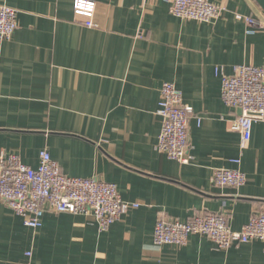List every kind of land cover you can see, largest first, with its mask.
<instances>
[{
	"label": "crops",
	"instance_id": "0c3cea01",
	"mask_svg": "<svg viewBox=\"0 0 264 264\" xmlns=\"http://www.w3.org/2000/svg\"><path fill=\"white\" fill-rule=\"evenodd\" d=\"M74 1L0 0L18 10L17 30L0 42V153L37 168L47 149L65 175L114 183L140 206L107 230L91 214L51 210L33 229L0 198V264H264L260 240L221 249L199 234L182 246L153 239L159 218L222 213L240 230L264 212V121L241 148L231 129L240 110L222 100L216 73L264 66V10L210 0L226 12L201 22L174 16L166 0H92L90 27ZM236 12L255 16L258 32L247 34ZM164 82L195 110L187 164L156 148ZM218 168L241 169L245 184L216 185Z\"/></svg>",
	"mask_w": 264,
	"mask_h": 264
},
{
	"label": "built area",
	"instance_id": "2783aa9c",
	"mask_svg": "<svg viewBox=\"0 0 264 264\" xmlns=\"http://www.w3.org/2000/svg\"><path fill=\"white\" fill-rule=\"evenodd\" d=\"M166 1L170 12L183 19L216 22L226 12L223 5L210 0ZM73 8L76 14L88 18L87 26L96 25L93 21L96 2L75 0ZM17 16L18 10L0 4V42L12 38L18 28ZM235 19L245 24L247 34L258 32L260 22L255 16L236 12ZM216 73L222 81V100L240 110V115L232 121L231 129L241 134V148H245L252 137L254 123L264 121V66L237 65L232 75L217 67ZM157 112L162 118L157 150L171 160L189 163V120L195 115V110L182 104V92L175 83H163ZM201 120L198 119L199 124ZM233 161L240 163L241 159ZM213 180L218 186L240 188L246 182V175L239 168H218ZM0 198L23 218L26 226L33 229L41 227L45 212L51 210L58 214H91L100 230H107L125 213L140 206L139 202L124 200L114 183L96 177L65 175L47 149L40 152L37 168L25 164L15 152L0 153ZM191 234L206 236L221 249L253 240L264 241V212L255 213L240 230H233L227 216L222 213H198L185 221L159 218L153 239L159 246H182ZM27 255L31 256L32 252H27Z\"/></svg>",
	"mask_w": 264,
	"mask_h": 264
},
{
	"label": "water",
	"instance_id": "95a60500",
	"mask_svg": "<svg viewBox=\"0 0 264 264\" xmlns=\"http://www.w3.org/2000/svg\"><path fill=\"white\" fill-rule=\"evenodd\" d=\"M259 6L264 10V0H255Z\"/></svg>",
	"mask_w": 264,
	"mask_h": 264
}]
</instances>
